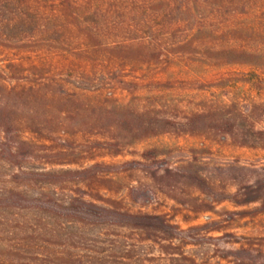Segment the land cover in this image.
Here are the masks:
<instances>
[{
	"label": "rangeland",
	"instance_id": "obj_1",
	"mask_svg": "<svg viewBox=\"0 0 264 264\" xmlns=\"http://www.w3.org/2000/svg\"><path fill=\"white\" fill-rule=\"evenodd\" d=\"M9 20V15L0 10V69L11 63L43 67L37 75L41 85L26 94L15 88L8 101L14 107L21 139L38 146L51 144L54 152L65 148L68 153L60 159L73 162L70 169L109 166L97 170L100 175L106 174V180L96 187L98 191L120 201L121 208L131 215L159 218L178 228L182 252L197 264H264V64L217 65L216 61L200 60L198 47L195 54L183 55L162 73L156 69L154 76L144 73L146 69L125 66L124 75L137 84V89L130 95L117 92L114 100L138 112L143 107L167 112L152 116L177 124L159 129L165 133L130 137L114 147L106 141L113 133L110 136L105 132L116 131L113 122L121 116L99 108L86 112L88 102L96 101L83 90L89 84L77 79L81 66L87 64L75 63L78 68L73 69L69 64L79 46L70 36L64 42L61 33L42 41L33 32L22 31V25L10 30ZM104 20L112 24L116 21ZM186 36L181 35L178 41L188 39ZM96 65H101L99 59ZM60 80L68 84L59 87L56 84ZM8 84L0 85L1 106L8 99L3 87L13 86ZM63 90L66 100L60 96ZM210 103L223 106L221 112L190 117ZM188 118L191 124L185 125ZM147 121L146 115L144 123ZM97 126L100 128L92 131ZM58 139L66 143H58ZM93 196L96 200V194ZM104 220L112 221L109 217ZM94 233L90 232V237ZM138 244V254L157 261L156 246ZM91 246L87 245V250H94Z\"/></svg>",
	"mask_w": 264,
	"mask_h": 264
},
{
	"label": "trees",
	"instance_id": "obj_2",
	"mask_svg": "<svg viewBox=\"0 0 264 264\" xmlns=\"http://www.w3.org/2000/svg\"><path fill=\"white\" fill-rule=\"evenodd\" d=\"M119 1L121 4L115 0L0 1V10L10 17V30L22 25V31L29 30L42 41L46 36L61 33L64 42L70 36L79 46L69 64L71 69L78 68L75 63L87 64L81 66L77 79L89 84L83 90L96 101L88 102L86 112L99 108L108 111L106 114L121 116L113 122L118 134L105 132L110 136L113 133L106 141L114 147L127 139L165 133L159 129L177 124L152 116L167 112L146 107L138 112L114 100L117 92L130 95L137 89V84L124 75L125 66L146 69V74L153 75L156 69L162 73L183 55L195 54L198 47L200 60L216 61L217 65L264 64V0ZM103 18L116 21L112 24ZM183 34L188 39L178 41ZM98 59L101 65L95 66ZM16 64L0 69V75L5 77L0 85L13 84L3 87L8 99L2 106L0 100V173L4 172L0 174V264H197L182 252L178 228L159 218L131 215L121 208L120 201L98 191L96 187L99 181L106 180V174L100 175L97 170L109 166L93 164L70 169L75 164L60 159L68 153L65 148L54 152L51 144L38 146L21 139L14 107L8 101L17 90L21 94L35 90L39 83L37 75L43 67ZM6 75L12 77L10 81ZM60 81L56 84L59 87L68 84ZM65 93L63 90L59 94L63 100ZM222 108L210 103L190 117L203 118L221 112ZM146 115L148 121L144 123ZM189 118L185 125L191 124ZM96 128L92 131L100 126ZM108 217L112 219L110 223L104 220ZM92 231L95 233L90 237ZM138 243L156 246L157 261L138 254ZM123 244L127 247L121 250ZM74 245L85 248L74 249ZM87 245L94 250H87ZM116 250L120 252L117 254Z\"/></svg>",
	"mask_w": 264,
	"mask_h": 264
}]
</instances>
